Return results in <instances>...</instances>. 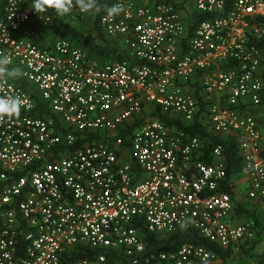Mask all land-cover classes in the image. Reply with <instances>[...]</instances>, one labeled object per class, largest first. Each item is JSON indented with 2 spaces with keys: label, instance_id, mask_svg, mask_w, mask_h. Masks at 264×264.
Returning <instances> with one entry per match:
<instances>
[{
  "label": "built area",
  "instance_id": "1",
  "mask_svg": "<svg viewBox=\"0 0 264 264\" xmlns=\"http://www.w3.org/2000/svg\"><path fill=\"white\" fill-rule=\"evenodd\" d=\"M192 2L98 0L95 14L62 16L122 50L111 62L47 39L51 17L27 0H0V57L20 72L0 73V97L22 100L0 117V264H215L203 245L146 239L195 233L238 253L256 238L224 189L223 147L207 163L206 138L161 116L234 140L246 198L264 201V0ZM194 15L206 17L190 32Z\"/></svg>",
  "mask_w": 264,
  "mask_h": 264
},
{
  "label": "trees",
  "instance_id": "2",
  "mask_svg": "<svg viewBox=\"0 0 264 264\" xmlns=\"http://www.w3.org/2000/svg\"><path fill=\"white\" fill-rule=\"evenodd\" d=\"M167 3H170L175 6L176 9L186 10L185 4L189 3V0H164ZM27 3H30V0H27ZM191 3V2H190ZM189 6V4H188ZM51 17V27L50 34L55 37H61L66 39L74 44H77L81 47L86 48L89 53L95 54L100 57L103 61H122L125 56L123 55L122 50L117 48L113 43H111L108 39L102 35L98 29H94L93 32L96 33L97 39H91V29L86 30V32H80L77 28H73L68 25V21L63 17H56L54 13H47ZM206 16L202 15H194L193 17V25L189 26V31L191 32L193 27L197 25V23L201 20H204ZM17 84L21 85L25 90L29 91V88L23 82H17ZM39 107H42L39 105ZM161 120L168 127L174 126L175 124L178 126L180 130H183L188 136H196L201 135L206 138V145L204 149L205 156L202 158L205 162L211 163L212 160L209 156L210 152L214 147L221 145L224 149V156L226 161V183H225V191L231 193V188L228 184L231 183L233 185L235 177H237L240 173L243 172V164L240 156L237 152V146L234 140H229L225 138H219L216 136H212L206 132V129L202 127L198 122H195L191 126L185 127L180 125L177 121L169 120L168 118L161 116ZM238 216L245 215L248 219H251L256 222V224H260L258 219L250 213L246 207L242 205H238L235 210ZM262 230L256 234V238L252 240L250 243H246L240 247V253L244 256L251 255L257 248V246L261 243V233ZM149 243V247L155 251H175L180 246L184 244H192V245H203L210 252H212L215 256L216 262L219 264H226V262L230 261L235 253L234 249H220L215 244L209 243L208 241L199 238L195 233H184L177 231L172 234L168 238L160 241L154 240V238H147ZM258 262H264V251L260 256L257 257ZM123 262L124 264H128V259H120L118 262Z\"/></svg>",
  "mask_w": 264,
  "mask_h": 264
},
{
  "label": "clouds",
  "instance_id": "3",
  "mask_svg": "<svg viewBox=\"0 0 264 264\" xmlns=\"http://www.w3.org/2000/svg\"><path fill=\"white\" fill-rule=\"evenodd\" d=\"M81 13L95 14L100 10L98 0H30L29 9L38 18L44 21L45 14L52 12L56 17L69 15L73 9ZM123 12L120 4H113L106 9L110 17L118 16ZM0 73L8 78H16L20 75L18 69L8 68L7 57H0ZM22 100L19 96L0 97V117H10L19 112Z\"/></svg>",
  "mask_w": 264,
  "mask_h": 264
},
{
  "label": "rangeland",
  "instance_id": "4",
  "mask_svg": "<svg viewBox=\"0 0 264 264\" xmlns=\"http://www.w3.org/2000/svg\"><path fill=\"white\" fill-rule=\"evenodd\" d=\"M193 0H189V3L185 4V6H189L186 7L187 9H189V7L191 9H193ZM191 2V3H190ZM69 26L73 27V28H77L80 32H86V30H90L91 25L87 24L85 25L84 23L81 22H77V21H70L67 22ZM93 27V26H92ZM93 30H91V34H90V38L91 39H97L96 33L93 32ZM102 35H104L102 33ZM52 39L55 38V36H51V37H47V39ZM46 39V40H47ZM236 183H239L238 185V191L234 190V192L238 195V197L242 196L243 198H246V189H247V182L246 179L244 177H242V175H240L239 177H235L234 180ZM238 199V198H237ZM258 205H243L246 207V209L250 212L253 213V215L255 217H257L258 221H262L261 226L259 227L263 232H264V204L257 203ZM247 217L245 215L236 218L237 222H241L242 220H245ZM260 223V222H259ZM264 251V236L263 238H261V243L258 245V247L256 248V250L249 256H244L242 255V253H240V251L237 253L235 252L234 257L226 262V264H255L258 263L257 257L260 256L262 254V252ZM215 264H219V263H215Z\"/></svg>",
  "mask_w": 264,
  "mask_h": 264
},
{
  "label": "crops",
  "instance_id": "5",
  "mask_svg": "<svg viewBox=\"0 0 264 264\" xmlns=\"http://www.w3.org/2000/svg\"><path fill=\"white\" fill-rule=\"evenodd\" d=\"M240 175H242V177H244L245 179H246V174L244 173V172H242V173H240L239 175H238V177L240 176ZM235 180V179H234ZM233 185H234V190L236 191H238V185H239V183H236L235 181H234V183H233ZM236 194V193H235ZM236 196H237V200H239V202H238V204L237 205H258L257 203H260V202H257V201H250V200H248V198H243L242 199V196L240 197H238V195L236 194ZM262 204H264V201L263 202H261ZM236 212V211H235ZM257 218V217H256ZM258 222H260L259 224H260V226H261V223H262V221H258ZM262 234H261V238H263V236H264V232L262 231L261 232ZM258 247V246H257Z\"/></svg>",
  "mask_w": 264,
  "mask_h": 264
}]
</instances>
